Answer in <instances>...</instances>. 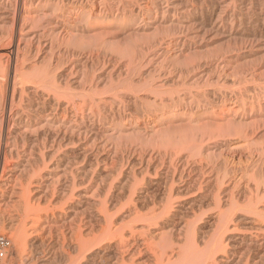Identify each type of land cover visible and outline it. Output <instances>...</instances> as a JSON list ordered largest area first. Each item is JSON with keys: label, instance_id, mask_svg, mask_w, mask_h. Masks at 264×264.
Masks as SVG:
<instances>
[{"label": "bare ground", "instance_id": "1", "mask_svg": "<svg viewBox=\"0 0 264 264\" xmlns=\"http://www.w3.org/2000/svg\"><path fill=\"white\" fill-rule=\"evenodd\" d=\"M8 209L35 264H264V0H0Z\"/></svg>", "mask_w": 264, "mask_h": 264}, {"label": "rangeland", "instance_id": "2", "mask_svg": "<svg viewBox=\"0 0 264 264\" xmlns=\"http://www.w3.org/2000/svg\"><path fill=\"white\" fill-rule=\"evenodd\" d=\"M18 19V18H17ZM19 20V19H18ZM17 20V23L16 24H18V21ZM16 24H14V26H15V29H11L12 27L14 28V26L11 24H9V28L12 30H9L8 28V31H9V35L7 36V38L9 37H11L12 35V33H14V31H15V38H14V40H15V42H14V57H15V50H16V48H17V44H18V38H17V36H18V30H17V25ZM14 30V31H13ZM7 31V32H8ZM10 31H11V33H10ZM8 34V33H7ZM17 35V36H16ZM16 46V47H15ZM7 49L9 48V46H7L6 47ZM9 210V209H8ZM12 210V209H11ZM11 210H9V211H7L6 212V214H4L3 215V217H2V222L0 223V232H2V233H5V234H7V235H9L10 237H11V239H12V242H13V248H12V252H11V255H10V258H9V260L7 261V263L6 264H35L34 262L32 263V261L30 262V260H29V256H30V254H32V253H34L33 251V248L32 247H30V246H28L27 248H24L23 247V245L21 244L20 245V242H19V240H18V236H17V232H18V229L17 228H19L18 226H19V221L17 222V223H15L14 221H12V219L10 218L11 217V214H12V211ZM14 222V223H13ZM13 223V224H12ZM16 224V225H15ZM17 236V237H16ZM17 238V239H16ZM24 249V250H23ZM26 249V250H25ZM33 250V251H32ZM29 254V255H28ZM41 255V254H40ZM40 255H38V256H40ZM26 256H28V257H26ZM29 260V261H28ZM28 261V262H27Z\"/></svg>", "mask_w": 264, "mask_h": 264}, {"label": "built area", "instance_id": "3", "mask_svg": "<svg viewBox=\"0 0 264 264\" xmlns=\"http://www.w3.org/2000/svg\"><path fill=\"white\" fill-rule=\"evenodd\" d=\"M13 242L9 235L0 232V264H6L10 258Z\"/></svg>", "mask_w": 264, "mask_h": 264}]
</instances>
